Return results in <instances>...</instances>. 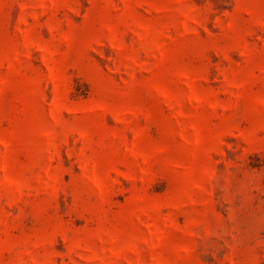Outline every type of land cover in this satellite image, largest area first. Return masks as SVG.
Here are the masks:
<instances>
[{
  "label": "rangeland",
  "instance_id": "obj_1",
  "mask_svg": "<svg viewBox=\"0 0 264 264\" xmlns=\"http://www.w3.org/2000/svg\"><path fill=\"white\" fill-rule=\"evenodd\" d=\"M0 264H264V0H0Z\"/></svg>",
  "mask_w": 264,
  "mask_h": 264
}]
</instances>
